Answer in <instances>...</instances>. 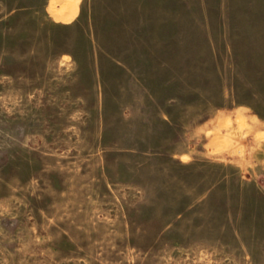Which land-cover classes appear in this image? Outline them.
Here are the masks:
<instances>
[{
    "label": "rangeland",
    "instance_id": "1",
    "mask_svg": "<svg viewBox=\"0 0 264 264\" xmlns=\"http://www.w3.org/2000/svg\"><path fill=\"white\" fill-rule=\"evenodd\" d=\"M0 264H264V0H0Z\"/></svg>",
    "mask_w": 264,
    "mask_h": 264
},
{
    "label": "bare ground",
    "instance_id": "2",
    "mask_svg": "<svg viewBox=\"0 0 264 264\" xmlns=\"http://www.w3.org/2000/svg\"><path fill=\"white\" fill-rule=\"evenodd\" d=\"M74 13H75V10L73 8H70V10L67 11V8L66 7L65 8L63 7V9L60 10L57 13V16H59V17H71L72 15H74Z\"/></svg>",
    "mask_w": 264,
    "mask_h": 264
}]
</instances>
